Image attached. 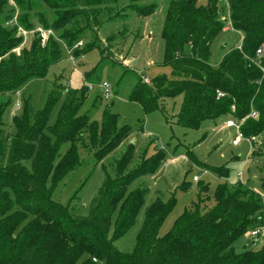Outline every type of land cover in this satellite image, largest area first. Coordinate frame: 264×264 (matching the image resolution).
Masks as SVG:
<instances>
[{
	"label": "trees",
	"instance_id": "trees-1",
	"mask_svg": "<svg viewBox=\"0 0 264 264\" xmlns=\"http://www.w3.org/2000/svg\"><path fill=\"white\" fill-rule=\"evenodd\" d=\"M9 1L0 0V93H18L30 80L45 78L65 58L64 46L73 47L90 34L92 42L84 49L78 47L75 55L97 46L100 24L104 17H114L111 4L117 3L13 0L17 7L8 8ZM130 7L140 15L157 9L156 3ZM16 12L17 24H11ZM228 14L232 27L244 37L241 48L231 47L215 67L210 63L211 46L228 27L223 19ZM19 26L34 33L20 55L14 51L24 41ZM38 27L51 29L59 38L50 34L43 43ZM162 35L163 64L172 67L171 75L161 73L149 82L146 76L140 78L130 101L140 103L144 114L166 113L164 100L182 96L176 123L183 127L200 129L230 117L244 119L245 136L264 135V54L257 56V50L264 48V0H227L226 8L219 0L206 5L198 0H168ZM88 88L83 86L62 104L52 125L49 120L58 93L53 92L37 112L25 100L22 113L13 119L15 130L7 136L1 128L4 107H0V264H264V239L259 247V242L249 240L241 252L234 247L242 235L264 226V197L244 182L227 181L231 169L226 164L208 166L224 181L213 190L202 183L197 200L163 235L161 227L177 198H157L150 204L131 253L116 249L114 241L135 223L147 190H129V186L143 174L159 172L168 159L163 148L143 156L126 173L135 151L130 143L118 160L116 175L107 173L87 215L71 206L74 197L67 204L57 200L58 184L82 163L81 147L95 149L101 161L136 130L130 124L119 126L116 112L105 110L101 121L81 114ZM219 92L224 95L219 97ZM253 111L257 118L251 116ZM187 155L199 162L193 153Z\"/></svg>",
	"mask_w": 264,
	"mask_h": 264
},
{
	"label": "rangeland",
	"instance_id": "rangeland-1",
	"mask_svg": "<svg viewBox=\"0 0 264 264\" xmlns=\"http://www.w3.org/2000/svg\"><path fill=\"white\" fill-rule=\"evenodd\" d=\"M208 2L209 0H198V4L206 5ZM132 3L138 6L156 3L157 9L151 14L140 15L136 9L130 7ZM219 5L226 8L227 0H219ZM13 6L17 7V4L10 0L8 8ZM111 6L114 7V17L103 18L97 32V46L85 54L75 55L78 47L84 49L92 42L91 34L73 47L64 46L65 58L53 65L45 78L30 80L18 93H0V107H4L1 128L4 135L12 134L15 130L13 119L15 115L22 113L25 100L29 101L33 112H37L45 107L51 94L56 92L58 98L49 120L52 125L62 104L77 96L83 86L89 87V90L81 114L88 113L91 119L101 121L104 111L109 110L118 113L119 126L130 124L136 127L122 144L101 161H97L95 149L80 148L81 165L58 184L54 197L65 204L74 197L70 204L81 215L88 214L107 173L116 175L118 160L127 152L130 143L135 145V151L126 173L136 168L142 162L143 156H150L157 149L163 148L168 154V159L164 161L159 172L143 174L135 178L129 186V190H147L145 203L135 223L114 241L116 249L131 253L144 223L146 208L157 198L163 201H168L172 196L177 198L175 208L161 227L160 234L163 235L172 227L175 219L197 200L202 183L210 184L213 190L224 181L209 170L208 166H230L231 174L227 181L231 184L244 182L264 197V144L251 145L247 140H243L238 146H234L232 140L237 133L234 128L225 126V121L230 117L224 118L217 125L208 124L200 129L179 125L176 120L182 96L164 100L166 113L155 110L144 114L140 103L129 100L137 81L145 76L150 80L158 74L171 75L172 72L171 66L163 64L165 40L162 32L168 0H117L116 5ZM17 16L18 12L11 24H17ZM19 27L18 33L24 36V41L14 50L18 55L34 38L33 32L24 33L25 29ZM51 34L56 38L59 36L54 31ZM240 40L239 31L234 28L224 30L212 43L210 63L215 67L219 66L223 55L231 47L239 45ZM86 72L89 73L88 80L85 79ZM103 81L111 84L112 94L108 99H105L101 92L100 84ZM66 147L67 145L64 149ZM188 151L193 153L199 162L191 161L187 155ZM196 176H199V181L194 180ZM185 182L190 184L183 187ZM113 229L114 227L112 231ZM249 240H253L249 232L238 238L234 243L236 251L245 250ZM261 244L262 240L256 247Z\"/></svg>",
	"mask_w": 264,
	"mask_h": 264
},
{
	"label": "built area",
	"instance_id": "built-area-1",
	"mask_svg": "<svg viewBox=\"0 0 264 264\" xmlns=\"http://www.w3.org/2000/svg\"><path fill=\"white\" fill-rule=\"evenodd\" d=\"M224 20H226L228 22V27H232V23L230 21V17L229 14L227 16L224 15L223 17ZM37 31L40 32L41 36H42V42L45 43L46 40L48 39V36L53 32L51 29H44L42 27H38L36 29ZM24 33H27L28 31L23 30ZM243 37H241V41L239 43V47L241 48V44H242V40ZM264 52V48L263 46H261L258 50H257V56L261 57L262 54ZM1 60V58H0ZM146 82H149L148 78H145ZM92 87V86H91ZM94 87V86H93ZM101 87V92L102 95L104 96L105 99H108L111 97V84L108 81H103L100 84ZM224 93L223 92H219V97L223 96ZM252 117L257 118L258 117V113L256 111H253L251 113ZM244 119L242 120H236L234 118H230L228 120L225 121V126L228 128H234L237 135L236 137L232 140V143L234 146H238L243 140H247L248 142H250V144L252 145L253 143H262L264 144V135H252V136H245L243 131H242V125H243ZM195 181H199L200 178L199 176H196L194 178ZM250 236L253 238L254 241L259 242L260 240L264 239V226L263 227H257V228H253L250 232H249ZM94 261H98L97 258H94Z\"/></svg>",
	"mask_w": 264,
	"mask_h": 264
},
{
	"label": "crops",
	"instance_id": "crops-1",
	"mask_svg": "<svg viewBox=\"0 0 264 264\" xmlns=\"http://www.w3.org/2000/svg\"><path fill=\"white\" fill-rule=\"evenodd\" d=\"M230 29H232L231 27H227L225 30H230ZM240 34H241V37L243 36V34L240 32ZM241 41V40H240ZM149 79V78H148ZM237 160V159H236Z\"/></svg>",
	"mask_w": 264,
	"mask_h": 264
},
{
	"label": "water",
	"instance_id": "water-1",
	"mask_svg": "<svg viewBox=\"0 0 264 264\" xmlns=\"http://www.w3.org/2000/svg\"><path fill=\"white\" fill-rule=\"evenodd\" d=\"M112 104H114V103H112Z\"/></svg>",
	"mask_w": 264,
	"mask_h": 264
}]
</instances>
